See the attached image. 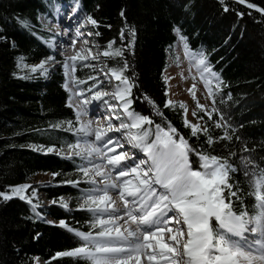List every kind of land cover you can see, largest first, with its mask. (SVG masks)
<instances>
[{
	"label": "snow or ice",
	"instance_id": "snow-or-ice-1",
	"mask_svg": "<svg viewBox=\"0 0 264 264\" xmlns=\"http://www.w3.org/2000/svg\"><path fill=\"white\" fill-rule=\"evenodd\" d=\"M217 3L222 12H232L238 20L251 16L254 10L259 14L254 21L264 24V0ZM235 6H246L247 10ZM183 7L187 10L189 6L185 3ZM81 12L80 0H76L68 16L75 14L78 24L92 26L87 33L91 44L80 28L74 33L70 26L64 32L57 29L44 40L54 54L31 65L19 57L17 68L29 70L24 79L47 78L57 67L63 69L62 86L69 92L66 106L73 109L74 119L52 120L47 127L31 131L69 133L73 142L62 141L59 147L56 143L27 147L79 161L74 169L76 178L57 180L56 186L71 185L80 193L76 210L89 214L88 230H81L78 222L73 226L66 218L48 220L40 210L36 188L28 183L6 185L0 190V199L26 201L31 216L25 219L56 224L80 241L76 247L57 251L49 261L67 258L76 264H264V155H260L264 153V140L245 138L244 129L250 122L233 119L228 108L232 93L227 91L229 86L221 73L213 69L206 53L188 49L187 38L181 34L192 81L187 92L195 106L189 108L183 101L169 99L167 86L161 106L142 91L138 82L132 62L137 30L127 23L125 10L120 11L123 27L106 41V46L96 40L102 36L97 30L101 21L90 13L81 16ZM48 19L41 20L43 27H47ZM17 20L25 29L33 28L29 20ZM106 27L111 29L112 25ZM174 31L179 33L180 29L175 27ZM63 35L71 36V48L77 40L84 41L86 54L84 48L75 49L70 56L58 51L64 45L57 37ZM6 39L0 35V40ZM56 55L62 59L58 61ZM78 68H87L91 74L81 79L76 74ZM181 76L188 79L183 72ZM162 78L165 85L172 79L168 75ZM201 83L204 103L198 98L197 85ZM106 84L110 91H104ZM137 104H146L147 112L137 111ZM168 110L179 115L183 127L168 118ZM50 175L67 176L60 172ZM112 193L117 194L119 203ZM73 199L54 197L50 206L71 213L69 200ZM40 235L36 233L33 238ZM31 260L40 264L38 257Z\"/></svg>",
	"mask_w": 264,
	"mask_h": 264
},
{
	"label": "trees",
	"instance_id": "trees-1",
	"mask_svg": "<svg viewBox=\"0 0 264 264\" xmlns=\"http://www.w3.org/2000/svg\"><path fill=\"white\" fill-rule=\"evenodd\" d=\"M55 1L0 0V35L7 37L0 40V190L11 184L31 185L32 179L43 173L67 174L53 178L52 182L41 187L49 205L41 206L40 210L54 221L66 218L73 222V226L78 222L81 230L86 231L90 216L76 210L80 193L71 185L56 186L57 180L76 178L74 169L79 161L72 162L54 153L27 147L29 144L47 146L52 143L59 147L62 141L73 142L69 133L49 135L31 131L47 127V122L52 120L74 119L73 109L66 106L69 93L62 86L63 71L58 69L47 78L24 79L23 75L29 70L17 68L19 57H23V63L31 65L53 54L44 42L49 33L41 20L51 14ZM253 2L261 3L262 0ZM185 3L189 6L187 10L183 7ZM80 4L86 14L90 13L101 21L97 30L106 36V41L117 36L123 27L120 11L125 10L127 23L137 30L132 62L138 82L142 91L150 94L161 106L165 100L164 88H169L162 75L175 55L182 34L187 38L188 49L206 53L213 69L220 72L228 84L227 91L232 93L228 108L233 119L250 122L244 129L245 138L256 142L264 140V24L254 21L259 15L254 10L251 16L238 20L234 13L222 12L217 0H80ZM235 7L240 11L247 10L246 6ZM17 18L29 20L33 25L31 31L25 29ZM109 24L111 29L106 27ZM233 25L239 26L233 28ZM175 27L180 29L179 33L174 31ZM111 63L109 61V66ZM13 72L18 75L13 76ZM86 72L87 69L79 68L78 75L86 77ZM242 96H245L243 100ZM135 107L137 111L148 110L146 104ZM167 115L178 127H183L179 115L171 110ZM61 196L74 198L69 205L73 212L50 206L54 197ZM29 216L31 211L26 201L0 199V264H33L32 257H38L44 264L57 251L80 243L58 225L25 219ZM36 233L41 235L34 239ZM49 264L76 262L56 258Z\"/></svg>",
	"mask_w": 264,
	"mask_h": 264
},
{
	"label": "rangeland",
	"instance_id": "rangeland-1",
	"mask_svg": "<svg viewBox=\"0 0 264 264\" xmlns=\"http://www.w3.org/2000/svg\"><path fill=\"white\" fill-rule=\"evenodd\" d=\"M80 15L81 16L85 15L84 11ZM45 23L47 25L46 30L49 29V28L52 29L51 19L50 20L48 19ZM86 31H92V26L91 25L87 26L86 27ZM47 32H49V31L47 30ZM86 39L89 41V44L92 43V40H91L90 37L86 36ZM96 40L102 46H106V36L103 33H102V36L101 37H97ZM94 51H95V49H94ZM93 63H96V62L93 61ZM58 69H62V68L61 67H57L56 70H58ZM85 69H87V68H85ZM78 71H79V68L77 69V72ZM182 72H183V76L184 77H188V79H182V76H181ZM192 72L195 73V68L194 67L192 68ZM51 73L52 72H50L49 75ZM76 74L81 79L85 78L84 76L78 75V73H76ZM86 74L87 75L91 74L89 72V69H87ZM165 75H168V76L172 77V79H170L168 81L169 99H173V100H177V101H183V102H185V103H187L189 105V108L194 107L195 105H194V102L192 100V97L187 92V88L190 86L192 81H191V77L189 76V60H188V57L186 55V49L184 47V42L181 41V39H179V41L176 44L175 55L173 56V58H171L170 63H169V67L167 68V70L165 72ZM197 79H199V77H197ZM86 83H90V82L86 81ZM197 90H198V98L200 99L201 103H204L205 102V98H204V96L202 94L203 91H204L202 83L197 85ZM73 101L76 102L75 101V97H73ZM189 118H191V117H189ZM52 181H53V177H51V175L48 174V173L47 174H44V173L43 174H39V175L35 176L32 179V181H31V186L36 188L37 195H38V198L40 200V205L43 206V207L48 206L49 202L47 201L44 193L41 191V187L43 185H45L46 183H49V182H52ZM78 200H76V202ZM69 205H70V200H69ZM46 218L49 219V220H53L51 217H48V216ZM40 263L43 264L42 261Z\"/></svg>",
	"mask_w": 264,
	"mask_h": 264
},
{
	"label": "bare ground",
	"instance_id": "bare-ground-1",
	"mask_svg": "<svg viewBox=\"0 0 264 264\" xmlns=\"http://www.w3.org/2000/svg\"><path fill=\"white\" fill-rule=\"evenodd\" d=\"M75 3H76V0H67V1H65V2H63V3H61V4H59V9L61 10V13L64 14V11L69 13V12L71 11V9L75 6ZM80 7H81V9H82V12H81V13H83V8H82L81 4H80ZM61 13H59V18H61V15H62ZM68 13H65V14H64L65 17H69V16H68ZM71 18H73V17H71ZM49 20H50V18H49ZM55 26H57V27H60V26H67V22H65V21H59V22H56V23H55ZM85 30H86L85 28L82 29L83 32H86ZM85 36H86V35H85ZM59 38H60V37H59ZM59 38L57 37L58 40H61L63 37H61L60 39H59ZM88 42H89V41H88ZM81 48H84V47L81 46L80 43L76 42L75 48H71V49H72V53L75 52V49H81ZM84 49H85V54H86V46H85ZM107 89H110V87L106 84V85H105V88H104V91H106ZM90 115H91V114H90ZM88 118H89V117H84V119H88ZM112 195H113V198L116 199L117 202L119 203V201H118V196H117L115 193H112Z\"/></svg>",
	"mask_w": 264,
	"mask_h": 264
}]
</instances>
